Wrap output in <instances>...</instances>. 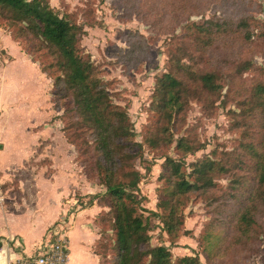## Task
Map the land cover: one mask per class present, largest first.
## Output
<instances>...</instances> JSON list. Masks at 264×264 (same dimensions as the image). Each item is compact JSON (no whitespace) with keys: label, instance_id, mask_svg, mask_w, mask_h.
<instances>
[{"label":"rangeland","instance_id":"1","mask_svg":"<svg viewBox=\"0 0 264 264\" xmlns=\"http://www.w3.org/2000/svg\"><path fill=\"white\" fill-rule=\"evenodd\" d=\"M47 1L60 17L83 27L79 43L82 54L97 68L113 104L128 114L134 154L140 153L134 155L133 163H124L119 174L125 175V170L129 174L139 172V197L144 208L162 215L158 205L171 199L169 159L178 162L188 176L195 164L215 162L213 185L193 192L180 209L184 230L173 243L160 217L144 213L149 216L150 246H166L173 261L189 255L197 256L200 264H264V202L258 200L256 204L261 233L243 243L246 247L238 243L242 236L236 229L241 203L254 198L258 188L255 158L264 138V98L255 93L257 86L264 84V0H194L185 11L174 10V4L183 0H151L142 6L137 0ZM161 8L166 16L159 15ZM24 27L0 13V95L4 100L0 112V175L6 182L5 191L15 189L7 203L22 198L18 187L31 179L28 175L32 171L44 168L48 174L54 173L48 153L55 155L60 168L70 167L77 188L72 195L77 204L71 212L76 215L80 205L94 203L101 210L92 236H99L103 230L102 241L109 249L98 247L103 253L101 264H115L114 214L107 188L100 184L94 168L96 157L93 152L85 155L82 141L75 139L73 145L66 139L63 128L67 121L62 115L67 101L58 98L56 106L52 103L56 69L43 73L49 83L39 86L35 72L22 57L30 56L40 68L41 63L48 66L55 60L48 49L39 47L41 51L33 53L36 42ZM168 73L179 76L188 90L179 115L165 123L155 96L158 80ZM208 75H215V91L203 85L202 77ZM181 139L194 150L181 152ZM81 186L90 195L82 197ZM28 200L30 213H38L33 194ZM42 203L47 206L51 202ZM49 207L56 211L55 205ZM38 217L31 233L34 249L46 241L55 223L41 232L44 225L40 228V221L47 218ZM81 220L86 221L79 216L77 221ZM74 228L71 242L81 231L80 223ZM185 230L190 233L184 234ZM21 244L19 250L23 251L25 244ZM219 253L221 256L216 257Z\"/></svg>","mask_w":264,"mask_h":264},{"label":"trees","instance_id":"2","mask_svg":"<svg viewBox=\"0 0 264 264\" xmlns=\"http://www.w3.org/2000/svg\"><path fill=\"white\" fill-rule=\"evenodd\" d=\"M146 1L151 0H137L139 6ZM174 3H177V0H174ZM193 3L194 0H183L178 5L174 4V10L185 11ZM0 13L5 15L7 20L26 25L25 32L31 34L36 42L33 53H39V47L42 50L48 49L55 60V63L48 66L41 63L40 69L42 73H48L54 68L58 73L51 92L52 103L56 106L58 98L67 101L63 103L65 112L62 115L63 120L67 121L63 128L66 139L73 145H76L75 139L82 141L85 155L93 152L96 157L94 168L100 184L107 188L114 214L112 231L115 233V264H200L197 256H183L173 261L172 252L166 246L151 247L149 216L145 217L144 213L150 212L160 217L163 229L173 243L184 230V218L180 209L193 192L213 185L215 162L206 160L195 164L193 172L188 176L182 172L178 162L169 159L173 187L171 199L163 200L158 205L163 211L162 215L144 208L143 198L139 197V172L129 174V171L125 170V175L119 174L122 165L133 163L134 155L140 153L137 151L134 154L132 125L126 111L113 104L107 86L98 76L95 65L82 54L79 43L83 36V27L66 17H60L47 0H0ZM167 14L165 9L161 8L159 15ZM191 28L187 27L190 31ZM37 55L35 56L39 59L43 58L42 55ZM35 56H32L33 59ZM214 78L215 75L202 77L204 87L210 91L218 89ZM158 85L155 97L159 100L160 116L168 123L183 109L184 94L188 88L179 76L171 73L162 76ZM255 95L264 98V84L257 86ZM178 149L185 154L194 150L185 139L180 140ZM255 159L257 194L254 198L242 202L241 211L236 213V229L242 236L238 243L245 247L247 245L243 243L253 241L252 239L261 233L256 204L258 200L264 202V138L261 151L256 150ZM187 233L190 232L185 230L184 234ZM103 236L102 230L95 250L100 257V263L103 253L98 247L103 245L108 248L103 244ZM220 256V253L216 255Z\"/></svg>","mask_w":264,"mask_h":264},{"label":"crops","instance_id":"3","mask_svg":"<svg viewBox=\"0 0 264 264\" xmlns=\"http://www.w3.org/2000/svg\"><path fill=\"white\" fill-rule=\"evenodd\" d=\"M27 57L23 56L22 58L24 61L26 59L27 64H29L33 69V72H35V75H33L38 79L37 85H47L48 79L46 78V75L41 72L39 65L32 62L30 56ZM50 82H52V80ZM3 106L4 100L0 95V112ZM1 135L2 134L0 133V149L2 150L3 146L1 145V141L3 137H1ZM42 156L44 155H41V157ZM48 156L51 157L50 161L52 164L50 168L54 173L48 174L46 172L47 170L44 171V168L36 173L32 171L31 176L28 175L31 179L27 182L22 181L18 187L22 198L16 197L15 199L13 198L11 202L7 203V200L10 199V195L15 189L13 190L12 188L5 191L6 201L0 203V242L2 243L0 246V264H14L15 261L20 258L26 255H31L35 252L36 248H33L35 238L31 233L36 229V220L38 219L35 218V216H37V214H39V219L42 217L47 218V221H40L39 227L44 225L41 232L44 231V228L47 225H51V223L54 222L56 223L61 218H69L70 226L68 235L70 240V258L68 264H101L99 255L93 250V247L100 238V233L99 236H92V234L94 235L92 229H95L98 226L97 216L100 214L101 210L96 206V203L92 206L85 207V205H80L79 200L78 203L81 206V209L77 208L76 215L71 212L73 209L72 207L77 204L75 203L76 199L72 198V195H75L74 192L77 188H74L75 184L73 183L72 175L70 174V167L61 165L60 168L57 157L50 153H48ZM2 172L3 167L0 163V174H2ZM2 180L6 184L3 178ZM42 188H44L43 191ZM80 188L83 192V194H81L82 197L90 195V191H86L84 186H81ZM29 194H33L35 201L38 202V204L35 203L38 213L36 211L30 213V202L28 200ZM66 199H70V201H66L65 203L64 201ZM43 200H47L51 203L46 206L45 203L41 204ZM84 202L85 200L82 199L81 203ZM51 204L56 206L55 212L50 207L48 208ZM79 216H83L86 221H77ZM77 222L81 225V231L75 235V241L71 242V238L73 239L74 237L73 235L71 237V234H73V232L75 233L76 228H74V224ZM21 242L25 244V250L23 251L19 250V247L22 246ZM71 244H74L73 248H71Z\"/></svg>","mask_w":264,"mask_h":264},{"label":"built area","instance_id":"4","mask_svg":"<svg viewBox=\"0 0 264 264\" xmlns=\"http://www.w3.org/2000/svg\"><path fill=\"white\" fill-rule=\"evenodd\" d=\"M6 201L4 182L0 177V203ZM69 218H61L49 230L46 241L39 245L35 252L26 255L14 264H68L69 248Z\"/></svg>","mask_w":264,"mask_h":264}]
</instances>
